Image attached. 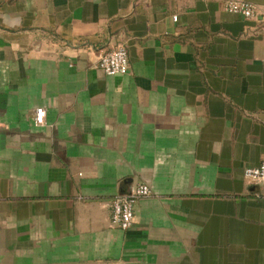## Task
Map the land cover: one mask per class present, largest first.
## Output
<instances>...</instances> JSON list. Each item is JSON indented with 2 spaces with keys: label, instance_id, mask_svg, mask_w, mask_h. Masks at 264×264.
Returning <instances> with one entry per match:
<instances>
[{
  "label": "crops",
  "instance_id": "0c3cea01",
  "mask_svg": "<svg viewBox=\"0 0 264 264\" xmlns=\"http://www.w3.org/2000/svg\"><path fill=\"white\" fill-rule=\"evenodd\" d=\"M224 1L0 0V264H264V0Z\"/></svg>",
  "mask_w": 264,
  "mask_h": 264
},
{
  "label": "built area",
  "instance_id": "2783aa9c",
  "mask_svg": "<svg viewBox=\"0 0 264 264\" xmlns=\"http://www.w3.org/2000/svg\"><path fill=\"white\" fill-rule=\"evenodd\" d=\"M223 8L231 13H237L244 17H252L255 14V6L246 0H225ZM175 18V16H174ZM97 65L107 75L125 74L128 71V53L125 47L118 46L99 55ZM44 120L43 108L35 110L34 121L41 124ZM244 177L250 182L259 184L264 188V159L258 165L245 167ZM151 192L147 184L139 183L132 186L127 192L115 195L110 202V223L123 231L128 230L134 218V206L137 200L147 197Z\"/></svg>",
  "mask_w": 264,
  "mask_h": 264
}]
</instances>
